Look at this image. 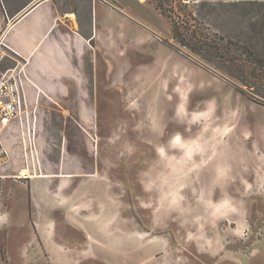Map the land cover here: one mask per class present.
I'll list each match as a JSON object with an SVG mask.
<instances>
[{"label":"rangeland","instance_id":"rangeland-1","mask_svg":"<svg viewBox=\"0 0 264 264\" xmlns=\"http://www.w3.org/2000/svg\"><path fill=\"white\" fill-rule=\"evenodd\" d=\"M112 2L97 0L94 79L49 72L40 93L26 82L30 124L3 130L0 264H45L30 221L50 214L31 215L27 185L53 168L111 185L113 206L145 230V260L264 264V87H243L252 100L180 48L151 0Z\"/></svg>","mask_w":264,"mask_h":264},{"label":"crops","instance_id":"crops-1","mask_svg":"<svg viewBox=\"0 0 264 264\" xmlns=\"http://www.w3.org/2000/svg\"><path fill=\"white\" fill-rule=\"evenodd\" d=\"M107 1L119 7L114 0ZM96 6L97 0H0V20L5 23L1 37L9 48L8 59L12 64L17 61L24 65L28 83L39 93L49 72L79 75L55 78L61 81L89 80L90 73L94 79L99 34ZM79 42L85 48L78 49ZM49 64L52 69L44 67ZM96 174L53 168L36 174L38 183L27 185L31 215L37 210L36 204L38 211L50 214L40 221L34 217L30 221L41 244L42 260L45 264H161L158 256L145 260L143 226L132 213L125 215V208L113 206L111 185L97 184ZM27 176L34 175L27 172ZM75 180L77 186L71 187ZM8 221V210L0 207V226ZM148 245L153 248L158 243ZM185 254L183 258L166 256L163 261L203 264L206 260H202L204 254H199V261Z\"/></svg>","mask_w":264,"mask_h":264},{"label":"trees","instance_id":"trees-1","mask_svg":"<svg viewBox=\"0 0 264 264\" xmlns=\"http://www.w3.org/2000/svg\"><path fill=\"white\" fill-rule=\"evenodd\" d=\"M151 2L180 48L227 75L239 93L255 100L243 87H264V0Z\"/></svg>","mask_w":264,"mask_h":264},{"label":"built area","instance_id":"built-area-1","mask_svg":"<svg viewBox=\"0 0 264 264\" xmlns=\"http://www.w3.org/2000/svg\"><path fill=\"white\" fill-rule=\"evenodd\" d=\"M1 33L0 63L6 57L11 58L7 50L9 48L4 43ZM28 81L24 65L17 61L11 67H7L3 71L0 70V154H7L2 141V133L7 124L16 120L22 131L24 128H28L30 124L31 107L28 104L26 90V82Z\"/></svg>","mask_w":264,"mask_h":264},{"label":"bare ground","instance_id":"bare-ground-1","mask_svg":"<svg viewBox=\"0 0 264 264\" xmlns=\"http://www.w3.org/2000/svg\"><path fill=\"white\" fill-rule=\"evenodd\" d=\"M184 73L185 72L183 71L180 74H178V75H180L181 79H182V76H183ZM19 173H20V175H27V169L26 168H22Z\"/></svg>","mask_w":264,"mask_h":264}]
</instances>
